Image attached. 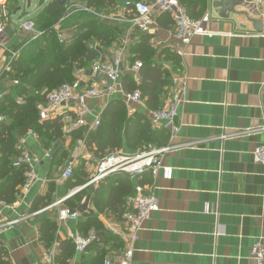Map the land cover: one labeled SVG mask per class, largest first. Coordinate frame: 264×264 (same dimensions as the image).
Instances as JSON below:
<instances>
[{"label":"crops","instance_id":"obj_1","mask_svg":"<svg viewBox=\"0 0 264 264\" xmlns=\"http://www.w3.org/2000/svg\"><path fill=\"white\" fill-rule=\"evenodd\" d=\"M215 1L204 0L197 15L209 14L206 29L210 34L195 36L185 46L174 35L166 13L154 15L151 31L145 33L127 19L123 0H114L105 10V22L113 28L116 40L108 46L91 44L93 59L119 58V89L127 92L134 84L139 90L141 67L133 71L132 65L141 62L135 49L146 40L155 50L153 61L164 70L166 85L156 87L158 102L154 106L142 93L140 103L126 104L120 91L87 99L84 110L62 106L49 119L61 122L60 136L48 143V137H26L25 149L38 160L34 164L37 179L27 190L18 185L11 202L0 200V225L11 222L0 227V264H102L107 256L116 262L127 247V224L116 220L113 211L95 209L93 191L102 179H90L103 157L134 155L147 141L153 142L151 148H168L161 165L172 168V178L164 179L160 171L157 175L128 173V195L141 185L143 193L153 194L159 205L137 232L131 264H256L250 257L251 247L254 243L264 247V166L253 157L255 148L264 147V0H257L253 12L236 4L225 16L213 7ZM17 2L8 0L5 9L0 7V105L19 86L28 88L26 79L13 77V63L41 40L38 31L32 36L21 33L17 19L11 20L12 14H19ZM111 17L118 20H109ZM60 26H54L57 35L68 33L69 37L70 32ZM72 73V85L78 90L104 84L89 67L74 68ZM174 77L183 81L185 91L173 124L176 130L171 132L164 122L152 125L149 115L170 100ZM37 92L40 90H27L35 98ZM117 102L124 105L125 115ZM0 116L3 126L9 124L4 114L0 112ZM79 117L85 125L77 124ZM98 117L100 124L90 129ZM101 124L105 131L97 137ZM132 126L136 130L127 141L126 129ZM117 137L119 146L114 148ZM16 143V154L9 159L12 165L18 154ZM45 152L50 156L45 157ZM71 160L73 170L86 175L81 204L90 197L84 213L78 211L81 204L75 210L79 213L76 221L58 218V211L69 208L67 200L77 193L67 187L69 178L61 177ZM127 197L125 204L118 205L123 212L129 209ZM84 214L97 218L98 230L81 227ZM90 233L97 240L78 250L73 238Z\"/></svg>","mask_w":264,"mask_h":264},{"label":"trees","instance_id":"obj_2","mask_svg":"<svg viewBox=\"0 0 264 264\" xmlns=\"http://www.w3.org/2000/svg\"><path fill=\"white\" fill-rule=\"evenodd\" d=\"M81 1L85 6L97 12H104L114 4V0ZM179 1L189 17H201L197 15L203 9L204 0ZM39 2L43 5V0H39ZM72 3H74L73 0H51L43 6L42 10L31 20L33 29L40 33L41 40L33 42L25 53H22L21 57L13 63V77L15 80L26 79L28 88L19 86L16 93L5 97L0 105L1 114L9 119V124L4 126L0 121V200L5 202L13 200L14 194L17 192L16 187L22 185L25 181V168L14 167L11 160H9L10 157H14L16 154L14 149L16 136L23 135L31 129L39 137L50 138L45 141L48 143L51 139L61 135L62 124L58 119L39 122L37 105L44 103L45 96L35 98L29 95L27 90L29 88L37 89L48 93L57 89L61 84H72L74 81L72 70L74 68H87L91 64L93 56L90 45L97 43L101 46H108L116 40L113 28L105 20L82 10L67 15V8ZM58 23L61 24L62 31L70 32L68 39H59L54 30V26ZM154 52L155 50L147 45L146 40H143L135 49L136 56L141 60V62L139 61L141 63L139 70L142 73V84H140L139 90H141L143 96L148 97L147 103L151 106L157 105L158 102L156 87L166 85V81L163 79L164 70L161 69L158 63L153 61ZM133 90H136L134 84L129 87L127 92ZM18 99L21 100L18 101ZM118 105L122 106L121 110H124L125 115L124 105L121 103H118ZM103 117L102 124L105 120V114ZM102 124L99 126L97 137L100 136L102 131H105V126L102 128ZM134 130L136 128L133 126L126 129L127 141ZM119 141L118 137L114 140V148L119 146ZM146 143L139 152L148 150L152 147L151 145H154L152 141ZM159 145L161 144L157 146ZM85 178L86 175L83 171L80 169L73 170L66 185L70 189H75L85 183ZM129 179L130 175L121 171L105 176L93 191L92 203L95 209L102 213L106 208L114 212L116 220H124L123 215L126 210L123 212L118 209V205L123 202L125 204L126 197L132 195H128L131 189ZM83 194L85 192L80 190L67 200V206L71 211H75L81 204ZM111 201L113 202L111 203ZM36 204L34 207H36ZM83 217L85 219L81 222V227H85V229L94 227L98 230L100 223L96 217L87 214H84ZM50 228L53 229L52 226ZM104 233V231H97L99 235ZM95 237L97 240L96 234Z\"/></svg>","mask_w":264,"mask_h":264},{"label":"built area","instance_id":"obj_3","mask_svg":"<svg viewBox=\"0 0 264 264\" xmlns=\"http://www.w3.org/2000/svg\"><path fill=\"white\" fill-rule=\"evenodd\" d=\"M243 5L248 12L256 10L257 0H242ZM8 0H0V7L5 9ZM123 7L126 9L128 20L141 32L149 33L153 24V16L161 13H166L170 16L173 26L174 35L179 40L181 46L189 44L195 36L209 35L210 32L206 29V23L210 16L208 13L203 14L199 18H191L188 16L185 8L179 0H123ZM82 10L86 13L105 20L106 16L100 12L94 11L87 6H78L74 3L69 4L67 15L74 11ZM109 20H118L117 17H111ZM26 29L33 30V23L30 21ZM3 36L2 24L0 22V39ZM178 54L182 50H177ZM11 56L16 57V53L12 52ZM119 58H113L109 61L101 59H93L89 66L90 73L95 76H101L104 79L102 86L91 85L82 90H78L75 85L64 83L57 89L45 93L44 91L37 92V96H45L44 103L38 104V116L42 121L53 118L62 106H76L78 109L84 110L85 102L90 98H99L109 96L111 93L120 91L126 104L140 103L141 92L136 89L131 92H125L119 89L118 79L120 77ZM141 66L139 61L132 65L133 71H137ZM172 96L168 103L159 109L150 112L149 121L156 126L164 122L165 128H169L171 132H175L174 120L177 117V107L183 102L185 84L177 77L172 78ZM2 95L0 94V99ZM2 117L0 116V121ZM78 125H85V120L79 117L76 121ZM100 124L99 117L90 123L89 128H96ZM27 136L38 138L37 134L31 129L17 139L16 155L13 166L23 167L25 181L21 185L23 190H27L37 179L34 172V164L37 163V157L28 153L25 149V141ZM168 150L165 148H150L140 151L134 155H124L119 153L110 154L105 157L97 166L90 182H96L103 179L105 176L115 172H125L131 175H140L145 172H150L152 175H157L160 171L162 177L166 180L172 178V168L161 165V156ZM45 157H49L50 153L45 152ZM254 160L264 166V147H257L253 151ZM74 168V161L68 162L64 168L61 177L68 179L71 177ZM83 186L77 187V191ZM129 209L124 213L123 218L127 224V232L124 237L127 242V247L120 254L119 259L113 262L110 256L104 258L102 264H131L133 255V243L137 239V232L140 229L144 220L148 216L159 210L157 199L153 194H144L143 186L137 185L134 194L127 197ZM79 217L77 211H71L67 207H63L58 211L59 220L76 221ZM11 222L1 224L0 227L10 225ZM96 240L95 234L90 233L86 237H74L73 241L76 248L83 251L87 246ZM250 257L256 264H264V247L259 243H254L251 247Z\"/></svg>","mask_w":264,"mask_h":264},{"label":"rangeland","instance_id":"obj_4","mask_svg":"<svg viewBox=\"0 0 264 264\" xmlns=\"http://www.w3.org/2000/svg\"><path fill=\"white\" fill-rule=\"evenodd\" d=\"M17 1H18L17 5L19 7V10L17 11V13H19V14L18 15L12 14L11 20L15 21L17 19V22H15V23L17 24L21 33L26 34L28 32V34L30 36H32L33 34L37 33V30L26 29V26L32 20L31 18L36 16V14L42 10L43 6L45 4H47L48 2H50L51 0H43V5L39 4V0H17ZM210 1H213V0H210ZM73 2H74V4H76L78 6H81V7L85 6L81 0H73ZM211 9L213 10L212 7H211ZM11 10H13V9H11ZM22 10H24L23 14H21ZM67 11H68V8H67ZM211 12L213 14V11H211ZM100 13L105 15V11L100 12ZM4 18L5 17H3L2 19H4ZM19 19H21V20H19ZM67 34L60 33L61 36L59 37V39L65 40V39L69 38ZM100 161H102V160H100Z\"/></svg>","mask_w":264,"mask_h":264},{"label":"water","instance_id":"obj_5","mask_svg":"<svg viewBox=\"0 0 264 264\" xmlns=\"http://www.w3.org/2000/svg\"><path fill=\"white\" fill-rule=\"evenodd\" d=\"M243 1L242 0H216L215 2H213V7L219 9V13L220 15H226V13L232 12L233 11V6L236 4H242ZM255 22V21H254ZM257 23V22H255ZM80 190V189H79ZM79 190L75 191L78 192ZM90 197L87 196L85 201L83 202V204H81L78 208V211L80 213H84L86 211L87 208V204L89 202Z\"/></svg>","mask_w":264,"mask_h":264}]
</instances>
